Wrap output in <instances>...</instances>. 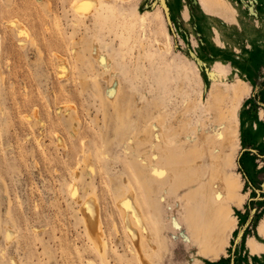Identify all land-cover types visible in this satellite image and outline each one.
<instances>
[{"label": "rangeland", "instance_id": "374dc122", "mask_svg": "<svg viewBox=\"0 0 264 264\" xmlns=\"http://www.w3.org/2000/svg\"><path fill=\"white\" fill-rule=\"evenodd\" d=\"M225 2L209 17L203 0H0V264H145L116 201L129 191L153 264H264V0ZM157 132L205 133L200 165L239 184L217 254L188 226L196 183L175 189L140 160L161 150ZM90 194L106 262L79 213Z\"/></svg>", "mask_w": 264, "mask_h": 264}, {"label": "bare ground", "instance_id": "6f19581e", "mask_svg": "<svg viewBox=\"0 0 264 264\" xmlns=\"http://www.w3.org/2000/svg\"><path fill=\"white\" fill-rule=\"evenodd\" d=\"M79 1L81 3V9H87L88 3L90 7L95 3V0ZM203 2L206 14L209 17H217L219 15L218 7L226 5L225 0H203ZM233 17L239 22L236 12L233 13ZM140 19L144 21L145 17L143 16ZM166 36L169 37L168 35ZM158 43L161 48L167 49L165 43H161L160 41ZM211 74L213 80L221 77V74L216 70H213ZM218 88L219 86L216 85L213 92ZM210 108L211 106L208 104L206 110H210ZM154 127L157 130H161L158 123H154ZM57 135L59 134L57 133ZM153 136L159 139L161 150L151 153L152 157L150 158L141 155V162L149 167L152 173L151 176H158L161 180L167 179L168 182H171L169 184L175 189H179L180 186L188 183H196L197 187H195V191L185 196L188 226L192 235L203 245L205 251L217 254L218 250L220 248L222 249L224 244H226V230L233 228V219L229 203L237 195L239 188L237 180L231 175L226 174L223 166H212L206 170L200 165L201 159L198 157L200 150L197 145L200 142L203 144L207 143L205 133L200 132L202 141L195 140L194 137L189 135L188 140L185 141L186 145L182 144V139L177 144L166 133L160 135L157 132ZM219 137L221 138L222 150L224 152L227 150L228 152L225 156L228 163H230L232 158L230 153L234 150L232 147L234 145L233 140L230 137L223 138L222 133L219 134ZM132 141L130 143H133ZM187 145L190 146L187 147ZM172 155L176 157L184 156V158L189 157L190 161L185 164V168L183 169H173L171 167ZM181 171L182 174L180 173ZM143 183L147 198L151 199L149 196H152V187L147 184L148 182L146 180ZM74 185L71 187L73 188ZM129 194L130 191L118 196L116 199V201L118 200L120 202L119 210L121 209L122 212L120 213L123 215V218L125 216L126 230L142 262L145 264H153L145 254V246L150 232L145 224L146 217L143 213L141 201L136 196H129ZM191 199H198V202L191 203ZM80 200L81 207L79 208V213L86 227L88 238L103 261L106 262L108 243L104 236V230L101 227L102 217L100 219V212L102 208H100V203L95 194H90L83 200L79 196L78 201ZM260 227L259 231L264 233V226ZM250 242H253V240ZM89 264L96 263L89 261Z\"/></svg>", "mask_w": 264, "mask_h": 264}]
</instances>
